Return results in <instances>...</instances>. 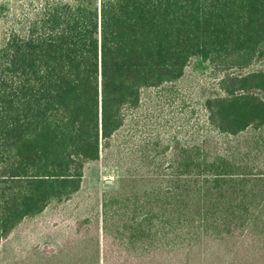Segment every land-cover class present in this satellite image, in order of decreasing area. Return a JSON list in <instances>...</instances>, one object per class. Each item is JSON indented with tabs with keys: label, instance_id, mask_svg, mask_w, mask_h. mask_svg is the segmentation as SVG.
I'll return each instance as SVG.
<instances>
[{
	"label": "trees",
	"instance_id": "obj_1",
	"mask_svg": "<svg viewBox=\"0 0 264 264\" xmlns=\"http://www.w3.org/2000/svg\"><path fill=\"white\" fill-rule=\"evenodd\" d=\"M263 57L264 0L44 2L0 46V244L79 191L142 89L180 80L192 60L244 68ZM226 81L230 97L205 102L213 149L207 136L175 142L170 162L130 163L120 188L102 196L93 251L104 264H152L168 237L188 251L264 236V101L253 93H264V71ZM116 237L148 247L129 262Z\"/></svg>",
	"mask_w": 264,
	"mask_h": 264
},
{
	"label": "rangeland",
	"instance_id": "obj_2",
	"mask_svg": "<svg viewBox=\"0 0 264 264\" xmlns=\"http://www.w3.org/2000/svg\"><path fill=\"white\" fill-rule=\"evenodd\" d=\"M46 1L57 0H0L3 7L0 46L11 33L23 32ZM254 71H264V57L244 68L192 60L180 80L159 88L142 89L137 108L123 112L124 125L110 143V154L86 166L80 189L69 200L51 203L35 218L23 220L0 244V264H95L97 254L93 251V239L97 234L95 228L97 217L100 218L102 196L120 188V178L130 163L132 171L134 163L146 158L165 160L164 165L170 162V150L175 142L181 146L194 145L207 136V145L213 149L209 131L214 130L207 124L205 102L230 97L228 90L233 85L226 81L227 78ZM253 93L264 101L263 92ZM250 133L249 129L245 135ZM218 139L223 141V136ZM118 150L125 160L118 159ZM146 170L143 165L137 174ZM124 225L127 224L121 223L117 228ZM109 233L120 237L124 232L114 229ZM254 234L257 233L244 238L238 234L227 245L224 242L204 243L188 251L186 244L182 250L173 237H168L157 243L158 251H164L162 259L152 264H264V236L260 238ZM113 240L123 258L124 255L132 256L129 262H135L140 250L148 247L143 243L122 244L117 237ZM150 261L146 260L145 264Z\"/></svg>",
	"mask_w": 264,
	"mask_h": 264
},
{
	"label": "crops",
	"instance_id": "obj_3",
	"mask_svg": "<svg viewBox=\"0 0 264 264\" xmlns=\"http://www.w3.org/2000/svg\"><path fill=\"white\" fill-rule=\"evenodd\" d=\"M42 213V212H41ZM38 216V215H37ZM36 217V216H35ZM33 217V218H35ZM30 219V218H28ZM25 220V219H24ZM12 234V233H11ZM101 240V237L99 238V241ZM96 263L95 264H104L103 263V259H102V256H101V251H99V253L96 252Z\"/></svg>",
	"mask_w": 264,
	"mask_h": 264
}]
</instances>
